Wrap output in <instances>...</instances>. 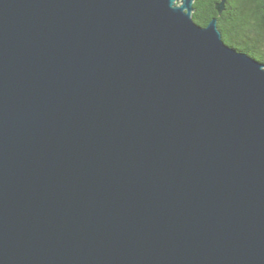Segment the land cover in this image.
Masks as SVG:
<instances>
[{"label": "water", "instance_id": "95a60500", "mask_svg": "<svg viewBox=\"0 0 264 264\" xmlns=\"http://www.w3.org/2000/svg\"><path fill=\"white\" fill-rule=\"evenodd\" d=\"M194 10L0 0V264H264V63Z\"/></svg>", "mask_w": 264, "mask_h": 264}, {"label": "trees", "instance_id": "16d2710c", "mask_svg": "<svg viewBox=\"0 0 264 264\" xmlns=\"http://www.w3.org/2000/svg\"><path fill=\"white\" fill-rule=\"evenodd\" d=\"M219 2L194 0L195 22L206 27L217 18L227 45L264 63V1L227 0L221 14L217 11Z\"/></svg>", "mask_w": 264, "mask_h": 264}]
</instances>
